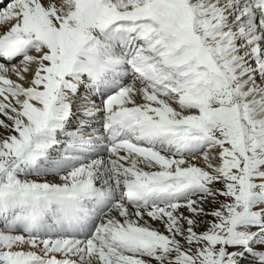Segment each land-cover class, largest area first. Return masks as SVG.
Returning a JSON list of instances; mask_svg holds the SVG:
<instances>
[{"label": "snow or ice", "instance_id": "snow-or-ice-1", "mask_svg": "<svg viewBox=\"0 0 264 264\" xmlns=\"http://www.w3.org/2000/svg\"><path fill=\"white\" fill-rule=\"evenodd\" d=\"M0 29V264H264V0H0Z\"/></svg>", "mask_w": 264, "mask_h": 264}, {"label": "bare ground", "instance_id": "bare-ground-1", "mask_svg": "<svg viewBox=\"0 0 264 264\" xmlns=\"http://www.w3.org/2000/svg\"><path fill=\"white\" fill-rule=\"evenodd\" d=\"M0 31H3V29H0Z\"/></svg>", "mask_w": 264, "mask_h": 264}, {"label": "rangeland", "instance_id": "rangeland-1", "mask_svg": "<svg viewBox=\"0 0 264 264\" xmlns=\"http://www.w3.org/2000/svg\"><path fill=\"white\" fill-rule=\"evenodd\" d=\"M202 230V229H201Z\"/></svg>", "mask_w": 264, "mask_h": 264}]
</instances>
